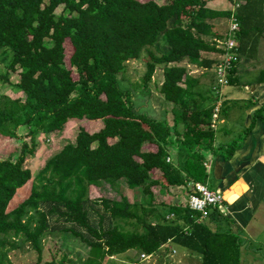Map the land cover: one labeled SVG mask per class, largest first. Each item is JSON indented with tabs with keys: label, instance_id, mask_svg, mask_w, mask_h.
I'll return each mask as SVG.
<instances>
[{
	"label": "trees",
	"instance_id": "trees-1",
	"mask_svg": "<svg viewBox=\"0 0 264 264\" xmlns=\"http://www.w3.org/2000/svg\"><path fill=\"white\" fill-rule=\"evenodd\" d=\"M230 1L228 10H212L206 0H0V61L6 71L1 79L8 82L7 72H19L14 87L22 95L0 94V135L22 140L15 157L0 158V264H13L9 253L25 245L39 254L36 264H55L42 261L49 234L85 246L76 264H104L130 250L152 255L170 241L199 254L201 264H239L237 238L219 228L224 218L218 210L199 220L164 198L175 196L174 188L186 187L188 194L189 182L204 184L208 178L204 161L206 149L212 150L213 109L198 100L190 67H211L204 54L215 51L209 40L216 36L215 21L233 17L239 23L238 56L251 32L264 34V0ZM143 54L142 88L162 67L157 92L172 104L173 123H183L181 135L164 119L140 112L132 92L120 87L126 64ZM33 67L35 74H26ZM257 118L264 121V106L253 112L246 134ZM70 121L80 125L74 142L46 160L32 179L25 161L34 157L37 137L60 132ZM83 121L101 125L88 130ZM207 133L204 145L199 141ZM145 145L151 150L144 151ZM170 152L176 159L167 162ZM152 171L160 179L149 185ZM29 182V195L9 209ZM102 182L126 186L148 202L130 201L125 194L119 200L89 198L88 187ZM170 214L174 220L166 219Z\"/></svg>",
	"mask_w": 264,
	"mask_h": 264
},
{
	"label": "crops",
	"instance_id": "crops-1",
	"mask_svg": "<svg viewBox=\"0 0 264 264\" xmlns=\"http://www.w3.org/2000/svg\"><path fill=\"white\" fill-rule=\"evenodd\" d=\"M215 23L218 25L215 33L216 36H219L224 32V23L223 21H215ZM262 36L258 32H251L246 46L242 48V51L239 49L241 51L239 61L241 56H245L244 60L250 62L251 68L258 71L255 81L243 84V91L230 90L231 86H229L237 81V73L241 72L237 67L239 61L232 75L233 83L221 88L219 93H216L211 86L214 52L204 54V57L213 61L208 70L195 65L190 67V74L194 79H197L194 91L201 93L198 100L201 98L204 100V107L214 110V106L218 102L221 103L217 123L214 128L209 127L211 129L209 132L212 133V150L206 149L205 151L204 166L208 178L204 185L212 191H219L223 194V208L218 211L224 219L219 224V228L229 230L237 238L239 264H264V121L257 118L246 134L251 125L253 112L264 106V37ZM255 64L256 66H254ZM192 71H198V73ZM155 78L157 85H161L163 76H155ZM145 100V102L148 101V99ZM155 100L151 101L150 105L153 108H159L163 119L168 122L170 127L175 126L181 135L184 132V125L183 123H173L174 108L172 104L166 105L159 98H155ZM242 102L243 104H241ZM99 125L98 123L91 129L96 130ZM201 131L204 132L205 129H201ZM208 137L207 133L199 142H204V145L209 143L206 141ZM231 145L236 148L232 156L227 159L226 155ZM224 148H226L225 153L218 150ZM148 150L151 149H144V151ZM169 159L175 160V153L170 152ZM152 174L153 177H157L155 181L158 183L159 172L152 171ZM153 190L159 191L160 187ZM185 191L186 187L174 188L172 192L175 196L165 195L164 198L170 200L169 202L172 201L173 204L174 202L184 204L187 197ZM212 227L215 229L214 225ZM140 255L130 250L122 255L108 258L110 260L104 264H116L114 260L123 264H160L159 262L164 256L170 257L168 264H201L199 254L182 249L171 241L163 245L150 261L148 259L141 260Z\"/></svg>",
	"mask_w": 264,
	"mask_h": 264
},
{
	"label": "rangeland",
	"instance_id": "rangeland-1",
	"mask_svg": "<svg viewBox=\"0 0 264 264\" xmlns=\"http://www.w3.org/2000/svg\"><path fill=\"white\" fill-rule=\"evenodd\" d=\"M139 1H147V0H139ZM154 1L158 4H163V3L168 2L169 0H154ZM206 6L212 10H227L231 6V1L230 0H206ZM61 11H62V7H59L58 9H56L55 11L56 16H58L61 13ZM223 23H224V28L226 29L227 22L223 21ZM244 58L245 56H241V60L237 64L238 70H241V72L237 73V81L232 85L228 84L229 86H231L230 90L243 91L244 83L253 82L258 77L257 69L251 68V66L249 65L250 62L248 63L247 61L244 60ZM1 59H2V54L0 52V60ZM146 60H147V55L143 54L140 59L129 61L126 64V70L124 74L121 76L123 77V80H121L119 84H120L121 89H129L132 92L133 99L134 101H136L137 106L139 107L138 110L140 112L148 116H151L153 118H156L158 120H162L163 117L161 116V113L159 111L160 109L155 108V107L153 108L150 105V102L154 101L155 98H159L160 101H162V103L169 105L168 102H165L161 98L159 93H158L159 97L157 96V89L160 85L159 86L157 85V82L155 81L156 79L155 76H162V67L159 66L157 68L154 76L152 77V82L147 88H145L147 89L146 91L144 88H142V77L145 71ZM30 62L33 63V65L35 63L34 60H30ZM254 66H256V64ZM192 72L198 73V71L197 72L192 71ZM5 73L6 71L4 69V64L0 61V94L7 95L13 99L22 96L21 92L18 91L14 87V84L19 79V72L17 73L7 72L8 80H9L8 82L1 79V77L4 76ZM26 74L34 75L35 74L34 67L28 68L26 70ZM44 76H45L44 74H40L38 75V79L43 80ZM72 77L76 79L75 72H72ZM145 99H148V101L145 102L146 101ZM138 101L141 103H139ZM241 104H243V102ZM68 123H71V124H68ZM68 123L64 126L63 130L60 132H54L50 135L41 134L37 137V149H36L35 155L34 157L28 158L25 161V166L29 168L31 171L32 179H35V177L38 174V171L42 168L46 160L51 158V156L55 155L65 144L74 142V137L80 125L73 121H70ZM96 123L98 124V122L96 121H94L93 123L83 121L81 125L85 127V129L91 130V127L97 126ZM143 128L146 129V126H143ZM21 141L22 140H18V139L12 140L10 138H7L5 140L0 135V158L10 159L15 154H17L22 145ZM146 148H149V146L145 145L144 149ZM226 148H224L223 150L222 149H218V150L225 153ZM119 161L120 160H116V162H119ZM155 176H157V174ZM156 178L152 177L150 180L146 181V183L149 185L151 184L154 185L155 183L154 181L156 180ZM30 188H31V182L22 186L16 192L13 199L10 201L9 209L14 208L18 203H20L24 198H26L29 195ZM153 189H156V187H154ZM121 194H125L130 201H136L137 203L148 202V199L146 197H140V194L138 192H133L129 190L126 186L120 187L119 184H116L115 186L110 187L108 186L107 183L102 182L101 186L92 185L88 187V196L91 199L101 197V198H106L110 200H119ZM56 233H60V232H56ZM232 236H234V234H232ZM43 244H44L43 251H42V261L43 262L53 261L55 262V264H61V260L65 256L66 260L64 261V264H76L86 255L85 246L82 245V243L79 240L71 238V237L66 239L61 234L47 235V237L44 239ZM38 256L39 254L37 253V251L35 249H32V247L29 245L27 246L25 245L24 247L22 246V248L18 250H13L9 253V257L11 261L13 262V264H36L38 260ZM155 256H156V253L152 254L148 258V260L149 261L152 260L153 257ZM169 258L170 257L166 258V256H164L162 257V261L159 263L168 264V262L170 261ZM114 261L116 262V264H123L118 260H114Z\"/></svg>",
	"mask_w": 264,
	"mask_h": 264
},
{
	"label": "built area",
	"instance_id": "built-area-1",
	"mask_svg": "<svg viewBox=\"0 0 264 264\" xmlns=\"http://www.w3.org/2000/svg\"><path fill=\"white\" fill-rule=\"evenodd\" d=\"M237 6V5H236ZM227 29L219 36H214L209 39L210 43L214 46V59L213 64V82L212 89L219 93L220 89L229 84V76L233 68L239 61L237 41V32L239 31V23L235 18L231 17L227 21ZM189 67V66H188ZM221 103L218 102L214 106L212 113V120L210 128H214L215 123L219 116ZM169 162V158L166 159ZM188 187L190 192L187 194L184 206L188 208L199 220L206 218L211 209L222 210L224 197L219 191H212L206 185L199 182H189ZM167 220H174L175 216L170 214L166 217ZM151 255L141 254L140 259L146 260Z\"/></svg>",
	"mask_w": 264,
	"mask_h": 264
}]
</instances>
